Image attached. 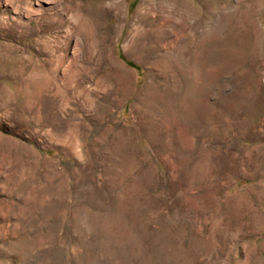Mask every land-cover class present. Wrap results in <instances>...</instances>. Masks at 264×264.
<instances>
[{"label": "rangeland", "instance_id": "obj_1", "mask_svg": "<svg viewBox=\"0 0 264 264\" xmlns=\"http://www.w3.org/2000/svg\"><path fill=\"white\" fill-rule=\"evenodd\" d=\"M0 264H264V0H0Z\"/></svg>", "mask_w": 264, "mask_h": 264}]
</instances>
